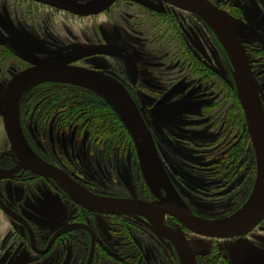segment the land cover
<instances>
[{
    "label": "rangeland",
    "instance_id": "1",
    "mask_svg": "<svg viewBox=\"0 0 264 264\" xmlns=\"http://www.w3.org/2000/svg\"><path fill=\"white\" fill-rule=\"evenodd\" d=\"M237 1L246 4L251 0L223 3L231 4L232 20L240 35L247 39L257 24L245 25L249 15L243 18L233 14ZM257 1L264 3V0ZM246 8L248 13V6ZM206 25L193 13L163 0H115L106 9L98 4L96 12L87 16L56 11L28 0H0V37L16 38L15 42L0 44V152L11 153L3 128L1 94L14 74L47 61L111 71L125 80L134 106L159 148V163L165 180L156 176L155 168L150 169L148 174L153 185L166 189L168 183L170 188V174L171 182L177 184L182 198L174 188L175 195L194 216L215 224L234 222L251 198L256 165L253 168L240 165L232 181L226 176L208 179L209 168H202L200 155H196L194 145H201L219 129L218 123L214 124L217 121L214 108L204 111L210 96L203 95L200 90L197 94L200 98H193L194 89L188 86L198 81L202 85L206 83L207 95L211 91L215 97L220 92L226 96L233 85L236 87L229 56L218 36ZM217 86L223 89L220 91ZM88 100L103 106L105 129L96 128V120L92 122L87 116L80 118L78 115L75 120L77 115L70 112L76 105L83 107ZM170 103L182 106L173 117L165 114ZM65 111L74 117L73 121L58 120L60 113ZM18 118L36 148L44 147L48 151H53L54 146L74 145L72 141L79 132L82 141V131L92 130L93 136L96 134L105 139L100 145L107 148L105 154L95 151L94 163L88 164L84 159L82 166L76 165L78 173L84 172L81 175L91 187L100 193H115L106 197L110 196L107 199L118 205L113 213L92 217L104 237H100L101 244L106 245L97 251L94 264H134L136 257L143 258L147 264H182L171 245L143 218L142 202L146 200L141 195L147 190L138 177L127 141L120 135L127 129L101 95L71 82L43 81L23 91L18 101ZM240 131L235 136L243 143ZM248 140L251 144L249 136ZM87 155L83 152L80 159ZM87 166L89 168L84 169ZM16 192L14 187L13 193ZM29 195L24 201L31 214H40L39 211H46L45 207L49 205L60 206L61 197L53 192L42 197H35L34 193ZM22 198L12 196L8 200L14 199L13 204L19 201L23 205ZM125 198L133 200L125 205ZM130 204L133 205L130 207ZM173 221L171 216L164 218L165 224L171 227ZM10 225L16 226L0 210V245L5 242V233L10 232ZM36 225L40 228L43 223ZM183 231L200 264H264V216L251 230L236 238L215 239L187 229ZM8 242L11 244L10 239ZM76 251L67 250L61 264L78 263V256L73 255ZM4 252L8 253V250ZM23 253L29 257L27 264H55L54 254L42 263L33 262L26 250ZM17 254L15 250L10 257Z\"/></svg>",
    "mask_w": 264,
    "mask_h": 264
},
{
    "label": "flooded vegetation",
    "instance_id": "2",
    "mask_svg": "<svg viewBox=\"0 0 264 264\" xmlns=\"http://www.w3.org/2000/svg\"><path fill=\"white\" fill-rule=\"evenodd\" d=\"M28 1H31L34 4L47 6L56 11L62 10V11L70 12L72 14L74 13L77 15H83L40 0H28ZM92 1L93 0H91V2ZM103 1L104 0H100L98 3L101 7H103ZM114 1L115 0H112L111 3H109L106 7L103 8L104 9L108 8ZM209 1L217 5L227 15H229L231 19H233V16L231 17V4H229V2L223 3V1H227V0H223V1L209 0ZM77 2L86 3L80 1ZM243 3L244 2L242 1L234 2L235 11L233 12V14L238 15L237 17H243V18L249 15L246 19L245 25H252L254 22H256L255 24L259 25L258 28L256 25L255 27L256 30L252 32L253 34H250L249 38L245 39L241 35L240 38L264 110V3H262V1H257V0H251L246 4L244 3L246 6H248V13H247V8ZM168 4L171 5L170 3ZM97 5L94 6V9L97 7ZM93 14L94 13H90L87 15H93ZM193 14L196 15L195 13ZM200 20L202 21V23L206 24L201 18ZM234 22L235 21H233V23ZM235 24L236 23H234V25ZM1 37H12V36H1ZM232 70L233 69H231V71ZM99 71H103L107 74H110L113 78L121 82L123 86L127 89L129 95H131L125 80H122L120 77L115 76V74L111 71L110 72L107 70H99ZM196 86H198V88H195ZM188 88L194 89V95H192L193 98H200V96L197 95L199 94L200 90L204 92L203 95H206L208 97L210 96L209 100H207V103L204 105L205 106L204 111L207 109L214 108L213 114L217 119V121L214 122V124L218 123L217 127L219 131L216 134L213 133V137L212 136L211 138L207 137V139H204L200 143L201 145L199 144L194 145V147L197 150L196 155H200L199 161L200 163H203L201 164L202 168L204 167L206 169L209 168V174H207L209 175L208 179H213L215 177L221 179L224 176H226L225 178H227L228 181H232L234 179V174L236 173L237 170H239L241 166L246 168H253L254 164L256 165L255 152L252 146L251 139H250L251 144H249V140H248L249 133L246 125L244 112L238 99L237 88L233 85L230 94L228 93L225 94L226 96H222L220 92L218 93V95H216V97L214 96L213 93H211V91L207 95L208 89L206 87V83L202 85L200 81H198L195 84H190ZM217 88L220 91L223 89V88H219L218 86ZM217 88L215 90H217ZM208 97H204V99H207ZM60 106H62V104H60ZM181 108L182 106L180 104L178 105V103H170L168 108L164 110H165V114L167 113L166 115H170V117H173L174 115L177 114L178 110H180ZM62 113H60L61 116L59 115L57 117L58 120L60 121L74 120L73 119L74 117L68 115L69 113H67L66 111L63 114ZM73 115H77L75 116V120H77L79 116L81 118V115L79 116L78 114H73ZM143 121L145 122L146 127H148L146 121L145 120ZM19 124L26 144L39 159L52 165L61 172L65 173L71 180H73L79 186H81L82 188H84L85 190L96 196L110 198V196L108 197L106 196L110 194L111 195L115 194V193L107 194L106 191L100 193L98 190L91 187L87 183L86 179L83 178L81 174H84V172L81 170V174H79L76 169V165H78V163L81 166L82 164H84L83 163L84 159L87 161L88 164L94 163L92 160L95 151L98 152L101 151L103 154H105V149L107 148L100 147L102 142L104 144L105 139H101L99 135L96 134L93 136L92 133L95 132L92 130H88L87 132L82 131L83 133L81 135L82 141H80L79 139L81 134V132H79L76 135V137L73 134V137H75V139L72 141L74 145L59 146V147L54 146L53 151H51V149L48 151L47 148L44 147L36 148L34 142L33 141L31 142L30 138L27 137V132L25 133L24 128L22 127L20 122ZM239 130H241L240 133L242 138L244 139L243 143L236 140L235 134L238 133ZM245 132H247V134ZM4 133L6 135L5 129H4ZM149 133L154 143L155 152L158 156V159H160L159 148L156 144V140L154 139V136L151 134L152 132H150V130ZM120 135L122 136L123 140L127 141L126 145L131 150L132 161H135V167L137 170L138 177L142 182H144L143 184L145 185V188L147 190L146 191L147 193L141 195L143 199L147 201L144 202L148 203L153 200H157L159 198L170 200V198L172 197L170 195V190L167 189L168 183H166L167 188L165 187L167 190L157 185H153L155 191L157 192V195L150 189V187L147 185V183L144 180L138 155L130 134L128 133V131H123L120 133ZM6 138L12 154L9 153V151L0 152V202H2L4 206L8 208L10 211L14 212L16 217L14 218L11 215H9L1 204H0V210L5 215L10 217L13 223H15L17 227L10 225L11 226V227L9 226L10 232L5 233V237H6L5 242L2 241L0 245V261L3 262V264H27L29 257H27L26 254L23 253V250H26L28 256L32 257L33 262L46 263V261L48 260L47 259L48 256L54 254L55 256L53 259L54 263L61 264L63 263L64 253L67 250L71 249V250H78L73 253V255L78 256L79 261L78 263L76 262V264H94L96 261L97 251L102 250L106 247V245L101 244L100 237L103 236L102 234H100V230L96 228L95 222L93 221L95 217L94 215L102 216V215H106L107 213H113V211H109V210L106 211V209L104 208L103 210L91 209L89 207L80 204L51 177L36 173L30 168L20 164L19 158L14 153L7 135ZM72 142L71 144H73ZM83 152L88 155L86 158L82 157L80 159L81 154ZM50 154H55V155L52 156ZM203 158H205V160ZM88 168H89L88 166L84 167V169L86 170ZM166 175L168 176L167 173ZM168 178H169L168 181L170 182L173 190L175 188L177 193L180 195V191L176 189L177 184L175 182L174 183L171 182L172 179H170V174ZM14 187L17 190L16 193H13ZM210 191L213 193L211 189ZM52 192L61 197L59 199L60 206L49 205L50 207L49 206L45 207V209H47L46 211L44 210L42 211V213L41 211H39L40 214H31L30 210L25 208L26 204L24 200L27 195L34 193L35 197H42V195H46L47 193H52ZM38 194H41V196H38ZM12 196H15L16 199L23 197L22 202L24 203L23 204L24 206L19 201L16 203V205L13 204L12 201L14 199L9 201L8 199H11ZM125 200L132 201L133 199L125 198ZM143 210H144V214H143L144 220L148 223L150 228L160 236L161 234L158 233V231L154 228L150 220L146 218L145 206ZM161 214H165L166 215L165 218H170L171 216V218L174 220L173 221L174 224L172 227L170 226V224L167 225L165 224L164 221L162 222L160 220L161 224L167 229H172L174 231H177V226H179L181 228L184 237H185V233L183 231L184 229L196 233L190 230L189 228H187L186 226H184L175 216L171 215L170 213L167 212L160 213L159 219L161 217ZM36 223H43V225L42 227L39 228L36 225ZM199 235L205 236L202 234ZM241 235H236V236L240 237ZM236 236L227 237V238H236ZM161 237L164 238L171 245L174 254L179 259L178 254L173 244L170 242V240L162 235ZM205 237L220 239V237H212V236H205ZM9 239L11 240V244L10 242L7 243ZM4 250H8V253L4 252ZM15 250H17L18 254L13 257H10ZM193 252L195 254L197 263L200 264V261L198 260V257L194 249ZM134 264H147V262L143 258L136 257L134 258Z\"/></svg>",
    "mask_w": 264,
    "mask_h": 264
},
{
    "label": "water",
    "instance_id": "3",
    "mask_svg": "<svg viewBox=\"0 0 264 264\" xmlns=\"http://www.w3.org/2000/svg\"><path fill=\"white\" fill-rule=\"evenodd\" d=\"M51 3L72 12L87 15L95 13L94 6L100 0L79 3L76 0H40ZM185 11L199 16L218 36L225 48L234 69V78L238 99L244 112L248 133L256 158V173L251 198L242 214L231 223H210L194 216L190 210L170 189V200L159 198L145 203V216L162 236L173 244L182 264H198L189 242L185 239L181 228L177 231L164 227L159 219L160 213H170L190 230L212 237L227 238L241 235L251 230L264 216V110L254 82L241 36L232 19L217 5L209 0H163ZM112 0H104L106 7ZM102 7V8H103ZM14 37H0V43L15 42ZM61 80L87 87L101 95L116 111L122 120L135 146L145 182L157 195L148 174L150 169L156 176H163L158 156L155 152L152 137L134 103L121 82L103 71L72 65L61 61H47L28 66L16 74L5 84L1 94V116L6 135L20 164L36 173L51 177L80 204L91 209L116 211V206L107 198L96 196L73 180L65 173L39 159L28 147L22 135L18 118V101L28 87L43 81ZM160 197V196H158ZM129 201V200H127ZM127 201L124 203L127 204ZM130 202V201H129ZM6 212L16 217L14 212L4 206ZM124 205V206H125Z\"/></svg>",
    "mask_w": 264,
    "mask_h": 264
},
{
    "label": "trees",
    "instance_id": "4",
    "mask_svg": "<svg viewBox=\"0 0 264 264\" xmlns=\"http://www.w3.org/2000/svg\"><path fill=\"white\" fill-rule=\"evenodd\" d=\"M95 104H96L95 102L88 100L86 103H83V105H84L83 107L81 106V108H80L78 105H76L75 108L70 109V112L72 114L77 113L78 115H81V117L87 116L92 120V122L96 120L95 121V124H96L95 127L103 130V128L105 129V127H103L104 122L102 121L103 120L102 118H104V116L102 114L103 106H101V104H99V105H95ZM89 114H91V117L89 116Z\"/></svg>",
    "mask_w": 264,
    "mask_h": 264
},
{
    "label": "bare ground",
    "instance_id": "5",
    "mask_svg": "<svg viewBox=\"0 0 264 264\" xmlns=\"http://www.w3.org/2000/svg\"><path fill=\"white\" fill-rule=\"evenodd\" d=\"M8 82V81H7ZM142 204H143V207H144V205H145V202H142ZM133 204H130L129 206L131 207ZM165 214H161V217H160V220L163 222L164 221V218H165ZM234 245H235V243H234Z\"/></svg>",
    "mask_w": 264,
    "mask_h": 264
}]
</instances>
